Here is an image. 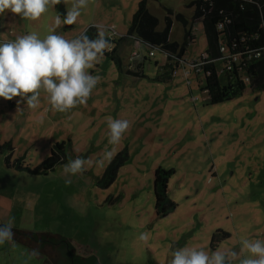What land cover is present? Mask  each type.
I'll list each match as a JSON object with an SVG mask.
<instances>
[{"label": "rangeland", "instance_id": "obj_1", "mask_svg": "<svg viewBox=\"0 0 264 264\" xmlns=\"http://www.w3.org/2000/svg\"><path fill=\"white\" fill-rule=\"evenodd\" d=\"M140 1L90 0L76 24L56 30L69 39L85 29L95 37L97 27L90 25H97L109 32L112 49L117 46L120 63L105 54L89 70L101 80L86 105L59 113L50 111L44 93L35 110L17 105L19 97L0 98V225L14 218L15 229L81 240L99 250L100 264H168L170 247L239 250L240 237L264 240V90L246 81L242 94L210 103L205 78L194 66L208 46L203 23L193 26L195 41L184 56L168 60L159 47L128 35ZM191 1L148 0L158 30L173 11L171 41L185 40L190 26L176 15L191 19ZM63 6L66 12L70 4ZM57 13L55 6L28 21L8 12L0 18V38L29 31L43 38ZM216 65L222 75L223 59ZM41 115L43 124L37 123ZM107 117L130 121L118 145L108 143ZM58 142L64 143V163L31 172ZM113 147L116 155L125 148L129 154L113 183L100 184L107 162L65 183L69 160L95 162ZM157 167L174 170L168 196L177 207L166 216L156 208ZM141 232L150 233L146 244L137 239ZM25 261L51 264L24 243L0 246V264Z\"/></svg>", "mask_w": 264, "mask_h": 264}, {"label": "clouds", "instance_id": "obj_2", "mask_svg": "<svg viewBox=\"0 0 264 264\" xmlns=\"http://www.w3.org/2000/svg\"><path fill=\"white\" fill-rule=\"evenodd\" d=\"M61 3L70 4V7H67L63 18L56 14L53 25L43 38L35 31L17 35L15 39L0 38V98L11 101L19 97L17 105L26 104L35 110L40 107L41 93H44L50 111L59 113L87 104L101 80L99 75L89 70L102 63L106 52L112 51L110 34L97 25H90L97 27L95 37H89L85 29L69 39L56 30L76 24L90 0H0V18L11 12L21 19L37 21L50 8ZM256 55L259 59L260 52L257 51ZM44 120L41 115L37 123L43 124ZM106 123L108 143L118 145L129 130L130 121L107 117ZM115 155L113 147L105 150L103 157L95 162L79 156L69 160L63 167L65 183L71 184L70 176L82 174L94 163L104 167L105 162L111 163ZM13 228L14 218L0 225V246L14 241ZM137 239L146 244L150 233L141 232ZM238 244L239 250L235 246L223 245L214 250L188 244L170 247L168 264H264V240L240 237Z\"/></svg>", "mask_w": 264, "mask_h": 264}, {"label": "trees", "instance_id": "obj_3", "mask_svg": "<svg viewBox=\"0 0 264 264\" xmlns=\"http://www.w3.org/2000/svg\"><path fill=\"white\" fill-rule=\"evenodd\" d=\"M148 0H141L133 15L128 35L135 36L136 41L147 45L159 47L167 54V59H181L190 43L195 41L192 28L196 23L202 22L207 39L205 52L206 62L205 87L212 104L230 100L236 95L242 94L248 82L253 90H264V0H193L189 6L194 7L191 19L182 13H177V19L186 29V37L183 43L170 40V31L173 20V11L168 10L166 26L158 30L159 20L147 7ZM59 12L64 15L63 3L56 5ZM229 19V21H227ZM225 21L222 30L217 28L219 22ZM87 30V35H90ZM90 37V36H89ZM122 36L121 39H125ZM226 43V51H221L219 42ZM237 42V46H233ZM257 51L260 52L257 59ZM117 46L111 52L105 54L120 63L116 55ZM229 54H237V60L232 62V68H227ZM203 56L201 57V59ZM223 59L222 75L216 65V60ZM232 59V58H231ZM143 65V64H142ZM171 66V64H167ZM247 81V82H246ZM64 143H56L51 153L39 166L30 170L33 173H47L58 164L64 163ZM129 157L125 148L120 151L111 163L106 167L100 184L109 186L118 175L120 168ZM20 163V161H19ZM24 170L26 168L20 167ZM174 173L172 169L157 167L155 170V196L158 215L166 216L177 207V203L168 196V183ZM14 241L26 244L31 251L40 256L49 258L51 264H100L94 254L84 255L78 253L72 241L64 236L50 232H33L13 228ZM56 252V256L47 255V250Z\"/></svg>", "mask_w": 264, "mask_h": 264}, {"label": "built area", "instance_id": "obj_4", "mask_svg": "<svg viewBox=\"0 0 264 264\" xmlns=\"http://www.w3.org/2000/svg\"><path fill=\"white\" fill-rule=\"evenodd\" d=\"M227 21H229V19H227ZM224 23H225V21H222V22H219L218 24H217V28L219 29V30H222L223 29V27H224ZM219 45L221 46V51H226V43H225V41H223V40H221L220 42H219ZM238 45V43L237 42H233V46H237ZM154 54V52L153 51H151L150 52V55H153ZM206 54L203 56V58L202 59H200L199 61H195L194 62V66H195V68L198 70V72H199V74H201V75H203L204 76V74H205V71H204V69H203V66H204V64H205V60H206ZM229 56V59H228V63H227V68H232V62L233 61H236L237 60V54H235L234 56L233 55H231V54H229L228 55ZM257 56V55H256ZM232 58V59H231Z\"/></svg>", "mask_w": 264, "mask_h": 264}, {"label": "water", "instance_id": "obj_5", "mask_svg": "<svg viewBox=\"0 0 264 264\" xmlns=\"http://www.w3.org/2000/svg\"><path fill=\"white\" fill-rule=\"evenodd\" d=\"M72 241V243L76 246L78 253L84 254V255H89V254H94L98 257V260L100 262V252L98 249H96L94 246L85 243L81 240H77L72 237L64 236ZM174 247V246H173ZM47 255L50 256H56V252H53L52 250H47ZM49 259V258H48ZM50 261V260H49ZM52 261H50L51 263ZM53 264V263H52Z\"/></svg>", "mask_w": 264, "mask_h": 264}, {"label": "flooded vegetation", "instance_id": "obj_6", "mask_svg": "<svg viewBox=\"0 0 264 264\" xmlns=\"http://www.w3.org/2000/svg\"><path fill=\"white\" fill-rule=\"evenodd\" d=\"M155 187H156V186H155V181H154V190H155Z\"/></svg>", "mask_w": 264, "mask_h": 264}]
</instances>
